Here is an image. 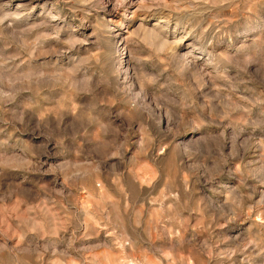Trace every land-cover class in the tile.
<instances>
[{"label": "rangeland", "instance_id": "rangeland-1", "mask_svg": "<svg viewBox=\"0 0 264 264\" xmlns=\"http://www.w3.org/2000/svg\"><path fill=\"white\" fill-rule=\"evenodd\" d=\"M0 264H264V0H0Z\"/></svg>", "mask_w": 264, "mask_h": 264}]
</instances>
